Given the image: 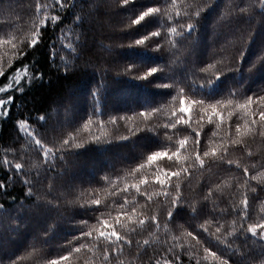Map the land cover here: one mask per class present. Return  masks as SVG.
<instances>
[{"label":"trees","instance_id":"16d2710c","mask_svg":"<svg viewBox=\"0 0 264 264\" xmlns=\"http://www.w3.org/2000/svg\"><path fill=\"white\" fill-rule=\"evenodd\" d=\"M66 2L38 13L37 0H0V99L12 98L0 106V264H220L205 249L262 264L264 240L238 213L246 196L248 223H264V4ZM175 185L184 204L169 219ZM113 229L131 244L105 261L100 233Z\"/></svg>","mask_w":264,"mask_h":264},{"label":"snow or ice","instance_id":"6c2138e0","mask_svg":"<svg viewBox=\"0 0 264 264\" xmlns=\"http://www.w3.org/2000/svg\"><path fill=\"white\" fill-rule=\"evenodd\" d=\"M54 2L61 9L68 7V2H66V0H54ZM173 2H174V0H173ZM260 2L262 4H264V0H260ZM124 3L127 4L128 3V0H124ZM46 7H47V5L43 3V0H37V12L38 13H42L43 12V9L46 8ZM159 11H160V8L159 7H150L146 11H143L139 15V17L137 19H134L132 21V23L133 24H140L141 21H144L146 17H149L153 13H158ZM198 14L199 13H197V15ZM59 19H60L59 16L54 15V16L51 17V23L53 25H55L58 22ZM192 30H193V25L192 24H188L187 31L191 32ZM171 31L172 32H176V28L173 27L171 29ZM39 35H40V33L37 32L35 38L30 42V46L31 47H35L36 44L39 42ZM159 35H160V33L158 31H154V32L151 33V36H159ZM146 39H148V37H145L144 39H139L135 43L137 45H142V44L145 43V40ZM2 42L3 43H12V38L9 37L8 39H5ZM13 46L15 47V44ZM156 71H157V68L156 67L151 68V69H149V70L146 71V74L145 75H143V76H139L138 75V78L139 79H148L150 76H153L156 73ZM217 79H219V76H217ZM165 87H167V85H165ZM5 90H6L5 88L0 87V92H4ZM19 90L20 91H23L22 88L19 89ZM257 99L260 100V101H264V96H260ZM11 102H12V98L11 97H9L8 99H0V106H6L7 104H10ZM253 102L254 101H253V98L251 96L247 97L246 104H251ZM183 103H184V101L181 100V104L182 105H183ZM193 103L202 104V103H204V101L203 100H194ZM181 111H183V108L181 109ZM6 112H7V108L5 107V114H6ZM252 115L255 116L256 115V112L254 111L252 113ZM259 119H260V121H264V111H260L259 112ZM256 123H257V121L255 119H253L251 121V124L252 125H255ZM23 126L24 125L21 124V127H23ZM171 127H175V124L171 125ZM237 131H239V129H237ZM261 134L264 135V132H262ZM35 143L38 145V147L40 148V150L45 151L44 150V145L41 143V141L39 139H36L35 140ZM64 143H65V145H67L68 144V141L65 140ZM185 143H186L185 140H180L179 141V146L181 148H183L184 145H185ZM196 145L197 146L199 145V133H197ZM249 154L251 155V153H249ZM45 155H47V152L46 151H45ZM165 155H167V154L164 153V152L157 151V152H154L153 155H150L148 157V159L150 161H152V160H156L157 158H161V157H163ZM208 155H209V153L207 151H205L203 153V156H205V157L208 156ZM169 159H171V157H169ZM196 160L199 161L201 164H203V160H202L201 155L199 153H197V155H196ZM141 167H143V165H141ZM21 169H22L21 163H16L15 164V170L17 172H20ZM247 174H248V170L247 169H244V175H247ZM166 175L179 177L180 176V172L179 171H171L169 173H166ZM3 186H4L3 183H0V188H3ZM174 187H175V190H176V195L174 197L171 196V194H169L167 192V189H164V193H163L165 196H167L172 201V209L169 210V212H168L169 219H172L173 214H174L176 208L177 207H182L183 204H184V201L179 196V186L178 185H175ZM250 190L251 191H255V188L254 187H251ZM93 203H95V204L98 205L99 204V201H94ZM242 204H243L242 213H238V214L242 215V218L244 219L245 223L248 224L246 231L249 232V233H251V235L253 237H257L258 239L264 240V232H261L259 234V236L257 235V229H264V223H258V224L248 223V221H249L250 218L247 215L248 199H247L246 196L242 200ZM152 222L155 223V224H157V226H158V221L156 220L155 217L152 218ZM101 223L107 224V221H101ZM139 223L140 224H143L144 221L141 220V221H139ZM222 227H223V225H218L217 228H216V232L217 233H220ZM205 230H207V229H205ZM243 234L244 233L242 232L241 235H243ZM86 235H91V233H86ZM189 235L191 236L193 234L192 233H189ZM227 235H229V233H225V236H227ZM100 236L103 238V240L105 242L104 257H103V259L105 261H107L109 259V253L110 252L114 255L115 253L120 252L122 250L123 245H125V244H131V241L130 240H128L124 236L119 235L114 229L108 235H105V233L102 231L100 233ZM112 237H115V239H112ZM193 239H196V237L193 236ZM221 239H223V238H221ZM144 243L147 244L148 241H144ZM108 244H111L112 245V248L111 249H109L107 247ZM227 246L230 247L231 246L230 243H228ZM76 251H80V249L77 248ZM205 252L208 255L212 256L214 259L218 260L220 262V264H229V262H228L227 259H223L222 256H218L217 253L214 252V251H209L208 249H205ZM114 258L119 259V257L118 256H115V255H114ZM62 259H67V257H63ZM52 264H57V261L56 260H53L52 261ZM121 264H123V261H121ZM198 264H199V262H198ZM262 264H264V262H262Z\"/></svg>","mask_w":264,"mask_h":264},{"label":"rangeland","instance_id":"374dc122","mask_svg":"<svg viewBox=\"0 0 264 264\" xmlns=\"http://www.w3.org/2000/svg\"><path fill=\"white\" fill-rule=\"evenodd\" d=\"M88 13H90V11H88ZM261 232H264V229H258V235H259V233H261Z\"/></svg>","mask_w":264,"mask_h":264}]
</instances>
